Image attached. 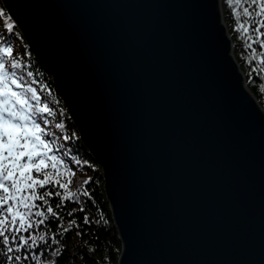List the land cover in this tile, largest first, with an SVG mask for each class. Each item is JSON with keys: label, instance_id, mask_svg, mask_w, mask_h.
<instances>
[{"label": "water", "instance_id": "1", "mask_svg": "<svg viewBox=\"0 0 264 264\" xmlns=\"http://www.w3.org/2000/svg\"><path fill=\"white\" fill-rule=\"evenodd\" d=\"M103 168L118 264H264V110L221 0H2Z\"/></svg>", "mask_w": 264, "mask_h": 264}, {"label": "trees", "instance_id": "2", "mask_svg": "<svg viewBox=\"0 0 264 264\" xmlns=\"http://www.w3.org/2000/svg\"><path fill=\"white\" fill-rule=\"evenodd\" d=\"M4 6L0 0V49H12L11 57L5 58L6 67L10 73H15L18 82L23 85V89L14 90L25 91L33 106L38 103L40 107H48L49 112L40 114L37 122L44 129L43 138L53 149L49 154L57 156L59 160L58 170L61 175L55 178L61 183L71 181L68 190L76 195L70 200H64L65 190L57 184L38 188V193L48 191L52 195L47 197L46 205L42 201H35L37 208L33 211L46 212L50 206L57 215H49L44 224L21 233L26 238L29 235L44 236V240L37 239V243L31 248L7 253L0 245V264H118L122 242L105 193L103 168L83 144L53 77L30 50L21 31L10 28L12 20ZM221 6L233 41L234 56L246 77L248 89L264 110V63H261L264 61V48L247 38L249 35L255 37L254 29L250 28L249 33L245 34L240 28L245 21L254 22L259 19L244 17L242 7H248L249 11L254 13L256 6L251 5L248 0L232 5L229 0H221ZM256 24V28H259V24ZM261 32H264V29H261ZM261 40L264 41V37H261ZM12 62L17 63L19 67L12 69ZM27 88L35 92L37 100L32 99L31 93L26 91ZM48 171L54 170L49 168ZM33 175L37 174L33 172ZM56 192L61 195L57 196ZM81 208L84 210L80 211ZM85 217L89 219L88 224L84 223ZM11 246L16 248V244ZM16 255L21 256L19 262L8 260V256ZM25 256L28 259L25 260Z\"/></svg>", "mask_w": 264, "mask_h": 264}, {"label": "snow or ice", "instance_id": "3", "mask_svg": "<svg viewBox=\"0 0 264 264\" xmlns=\"http://www.w3.org/2000/svg\"><path fill=\"white\" fill-rule=\"evenodd\" d=\"M248 2L255 5L257 10L253 13L248 7H242L243 16L258 17L259 19L254 22L259 24V28L254 29L255 37L249 35L247 38L264 48V41L261 40V37H264V32H261V29H264V0H248ZM241 3L242 0H229L230 5ZM251 23L245 21L240 25L245 34L249 33ZM11 55V48L0 49V245L7 253L31 248L37 243V239L44 240L42 235L39 237L29 235L26 238L21 233L29 232L34 227L44 224L49 215L52 217L57 215L50 206L47 207L46 212L33 211L37 208L35 201H42L46 205L47 197L52 195L48 191L38 193V188L57 184L59 188L65 190L64 200H70L76 195L68 190L71 181L61 183L55 178L61 175L58 170L59 160L57 156L49 154L53 149L43 138L44 129L37 122L40 114L49 112L48 107H40L38 103L33 106L25 91L14 90V88L23 89V85L18 82L15 73H10L6 67L5 58ZM18 67L17 63H11L12 69ZM26 91L31 93L33 100H37L31 88H27ZM49 168L54 171H48ZM33 172L37 175L34 176ZM56 195L60 196L61 193L56 192ZM33 217L40 219L34 220ZM84 223H89L88 217L84 218ZM12 244H16L15 249ZM24 259L28 257L25 256ZM8 260L19 262L21 256H8Z\"/></svg>", "mask_w": 264, "mask_h": 264}, {"label": "bare ground", "instance_id": "4", "mask_svg": "<svg viewBox=\"0 0 264 264\" xmlns=\"http://www.w3.org/2000/svg\"><path fill=\"white\" fill-rule=\"evenodd\" d=\"M4 5H5V4H4ZM4 7H5V10L7 11L8 15H9V18L12 20V22L9 24L10 28H11V29H13V28H17V29H19V27L15 24V22H14L12 16H11V14H10V12H9L8 9H7V7H6V6H4ZM221 7H222V6H221ZM10 19H8V21H11ZM256 27H257V24H256L255 22H252L250 28L255 29ZM20 31H21V30H20ZM21 32H22V31H21ZM232 43H233V41H232ZM44 68H45V67H44ZM110 209H111V206H110Z\"/></svg>", "mask_w": 264, "mask_h": 264}, {"label": "rangeland", "instance_id": "5", "mask_svg": "<svg viewBox=\"0 0 264 264\" xmlns=\"http://www.w3.org/2000/svg\"><path fill=\"white\" fill-rule=\"evenodd\" d=\"M81 182H82V181H81ZM81 182H80V183H81Z\"/></svg>", "mask_w": 264, "mask_h": 264}]
</instances>
